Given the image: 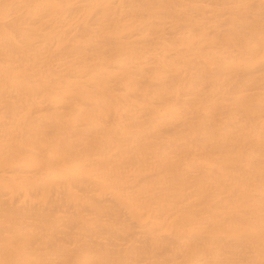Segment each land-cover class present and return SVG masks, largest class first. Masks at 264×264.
<instances>
[{
	"label": "bare ground",
	"instance_id": "obj_1",
	"mask_svg": "<svg viewBox=\"0 0 264 264\" xmlns=\"http://www.w3.org/2000/svg\"><path fill=\"white\" fill-rule=\"evenodd\" d=\"M0 264H264V0H0Z\"/></svg>",
	"mask_w": 264,
	"mask_h": 264
}]
</instances>
